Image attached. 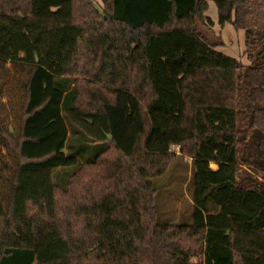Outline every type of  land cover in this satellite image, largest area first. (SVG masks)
Instances as JSON below:
<instances>
[{"label": "trees", "instance_id": "16d2710c", "mask_svg": "<svg viewBox=\"0 0 264 264\" xmlns=\"http://www.w3.org/2000/svg\"><path fill=\"white\" fill-rule=\"evenodd\" d=\"M210 1L248 65L208 0H0V264H264V0ZM179 157L192 223L160 224Z\"/></svg>", "mask_w": 264, "mask_h": 264}, {"label": "rangeland", "instance_id": "374dc122", "mask_svg": "<svg viewBox=\"0 0 264 264\" xmlns=\"http://www.w3.org/2000/svg\"><path fill=\"white\" fill-rule=\"evenodd\" d=\"M97 10H101L100 0H91ZM205 17L208 18L210 24L205 27H201L202 36L211 44H217L215 49L227 56L236 58L241 61L242 64L248 65L249 61L245 53L244 46V32L235 31L231 24L220 26L217 19V10L213 1L208 0V10L205 13ZM9 67V66H8ZM11 68V67H10ZM10 80L13 77L14 70L11 68ZM4 93V92H3ZM14 95V91L10 94ZM2 107L0 108L2 116L4 117L6 124L12 128L16 126L15 113L10 107L7 106L4 96L1 97ZM177 152V149H175ZM190 163V160L186 158L175 159L168 167L165 174L160 177L151 180L153 187L156 190L155 208L157 210V221L160 224L167 222L179 224V225H191L192 223V201L190 168L185 167V163ZM214 165V164H213ZM11 162L8 159L6 153L0 151V178L2 176H9V170ZM213 170L217 169V166L210 165ZM241 172L248 171L245 166H240ZM5 170V172L3 171ZM4 192L0 187V195ZM227 202V201H226ZM222 205L217 206V211L220 213ZM196 258L192 260L195 262Z\"/></svg>", "mask_w": 264, "mask_h": 264}]
</instances>
